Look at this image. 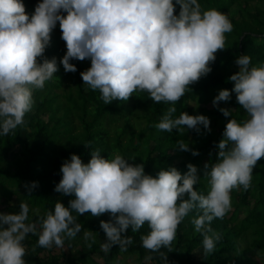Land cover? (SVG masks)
<instances>
[{"label": "clouds", "instance_id": "1", "mask_svg": "<svg viewBox=\"0 0 264 264\" xmlns=\"http://www.w3.org/2000/svg\"><path fill=\"white\" fill-rule=\"evenodd\" d=\"M25 9L24 0H0V135L25 122L34 105L33 89L44 88L58 71L57 58L44 56L58 21L67 48L61 58L65 71L77 70L72 58H90L91 66L80 74L105 103L147 90L157 102H172L157 128L183 131L187 125L200 131L203 125L210 130L205 114H172L175 102L191 83L212 71L210 62L225 48L226 33L234 28L225 12L205 9L200 0H39L33 13ZM236 63L239 70L228 78L235 82L234 89H221L213 104L232 116V110L219 102L230 100L234 91L248 115L243 120L232 116L218 141V158L205 162L207 193L194 187L201 175L191 162L187 172L170 166L152 175L144 163H130L135 158L118 152L105 158L99 149L92 150L87 163L72 153L61 165L62 178L55 185L57 191L75 193L69 206L57 201L54 211L32 220L26 201L19 212H0V264H27L23 241L29 233H38L43 247H62L67 237L77 236L83 225L73 210L93 216L109 212L112 219L100 220L105 252L114 244L127 250L134 238L125 233L129 228L138 231L145 222L150 231L142 235L143 246L159 252L171 248L180 223L198 209L200 214L192 218L195 230L203 234L205 254L214 251L221 236L211 221L230 211L234 188L252 187L253 168L264 156V65L253 64L247 53L237 56ZM177 143L199 154L184 140ZM38 184L26 182L25 187L31 193ZM94 232L83 235L95 239ZM160 256L162 264H169L167 253Z\"/></svg>", "mask_w": 264, "mask_h": 264}, {"label": "trees", "instance_id": "2", "mask_svg": "<svg viewBox=\"0 0 264 264\" xmlns=\"http://www.w3.org/2000/svg\"><path fill=\"white\" fill-rule=\"evenodd\" d=\"M38 2L24 0L25 10L29 14L33 13ZM200 2L205 9L215 7L225 12L234 28L226 33L225 48L217 50L215 61L210 62L212 71L189 85L185 94L175 102L176 112L172 115L176 117L185 111L193 115L205 114L211 120L210 130L203 125L200 131L187 125L183 131L174 128L168 132L157 128L156 124L172 102H157L147 90H138L127 100L114 99L111 103H105L100 91L85 84L80 74L91 66L90 58H72L71 62L77 65V70L65 71L61 58L67 48L58 21V28L52 30L51 41L44 53L49 59L57 58L58 71L46 82L44 88L33 89L34 105L26 113L25 122L8 134L0 135V181L17 185L38 181V186L31 193L27 192L30 203L46 212L54 211L57 201L69 206V201L75 198V193L66 194L55 188L62 178L61 165L71 158L72 153L79 154L82 161L87 163L91 159L92 150L99 149L105 158L117 152L135 158L129 162L144 163L146 173L152 175L170 166L184 173L188 171L189 162L196 164L201 179L194 187L207 193V177L203 176L205 162L218 158L217 144L232 116L243 120L248 114L236 100L234 91L230 100L219 102L220 107L232 110V116H225L217 106L196 110L189 105V100L197 104L210 103L221 89H234L235 82L228 78L239 70L236 58L240 54L247 53L251 55L253 64L264 65V0ZM180 7L177 4L174 10L177 14ZM257 38H261V42ZM67 77H70L74 85L69 84L70 91L62 93L59 89ZM141 109L149 110L153 118L145 127L136 130L131 124V115ZM117 119H122V123L116 125L112 138L109 124ZM78 123L82 130L75 132ZM190 133L195 134L193 141ZM181 139L189 144L190 149H198L199 154L194 155L191 150L181 149L177 143ZM16 146H19V150L14 152ZM9 156L13 157L11 161L8 160ZM204 158L206 161L202 164ZM231 195L234 207L232 215L226 214L211 221L212 228L221 236L214 251L205 254L203 234L195 230L192 220L201 210L193 209L180 223L170 249L164 247L157 252L143 246L142 235L150 231L145 222L138 231L133 232L129 228L125 233L134 238L127 250L122 251L118 244H114L108 252L102 249L106 262H111L122 253H134L138 255L141 264L148 257L162 264L160 252H165L169 264H264V156L258 159L253 168L252 187L234 188ZM183 198L187 199L188 194L185 193ZM73 214L84 227L95 231L99 242L106 239L100 220L112 219L109 212L93 216L90 211L79 214L73 210ZM248 237L251 239L241 247L242 239ZM25 242L35 244L38 250L45 248L38 244V233H29ZM197 250L201 255L199 259L195 256ZM87 257L88 253H85L82 257L69 258L64 264H85ZM25 260L27 264H60L54 258L43 259L33 251H26Z\"/></svg>", "mask_w": 264, "mask_h": 264}, {"label": "rangeland", "instance_id": "3", "mask_svg": "<svg viewBox=\"0 0 264 264\" xmlns=\"http://www.w3.org/2000/svg\"><path fill=\"white\" fill-rule=\"evenodd\" d=\"M55 28H58V22ZM259 42H261V38H257ZM90 63V59H89ZM239 66V65H238ZM69 84L74 85L71 82L70 77L65 78V82L62 87L59 89L60 92L66 93L70 91ZM220 104V103H219ZM189 105L195 108L196 110L201 109L202 107H208L209 109L216 107L213 102L210 103H196V101L189 100ZM153 118V115L149 113L147 109H141L139 111L134 112L131 115V124L136 130H140L148 124V121ZM122 123V119H117L113 121V123L109 124L110 136L113 138L115 135V127L116 125H120ZM75 129V132H79L82 130L81 126ZM195 138L194 133H190V139L193 141ZM154 144V143H153ZM152 144V145H153ZM19 150V146L14 148V152ZM13 159L12 156L8 157V160L11 161ZM206 161V158L202 159V164ZM205 183L209 188L208 178L205 179ZM28 189L25 187V184L17 185L12 184L10 182H1L0 181V212H19L21 210V202L26 201L30 205L29 218L36 219L38 217L46 215V211L42 210L39 207H33L27 197ZM38 210V211H37ZM234 212V207L232 206L230 211L227 213L228 216L232 215ZM7 227L8 225H4ZM86 230H90L86 227H82L80 232L77 233L75 237H67L64 241V245L62 247L53 245L52 247H45L43 250H38L35 244L29 245L28 242L23 241L26 246V251H33L35 254L40 256L43 259H56L60 264L66 263L69 258L72 257H82L85 253H88L87 261L85 264H141L138 259V255L134 253H122L118 258H115L111 262H106L105 256L102 253L101 242L96 238L95 232L93 235L95 239L91 237L85 238L83 232ZM251 239L250 237L242 239L241 247L245 246L246 241ZM94 243H97L94 245ZM196 258H201L200 252L195 251ZM143 264H159L151 257L145 259Z\"/></svg>", "mask_w": 264, "mask_h": 264}]
</instances>
